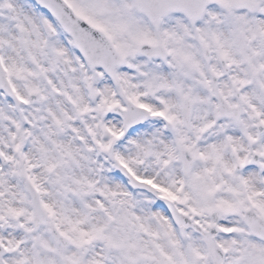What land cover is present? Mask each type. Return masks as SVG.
Listing matches in <instances>:
<instances>
[{
    "label": "snow or ice",
    "instance_id": "snow-or-ice-1",
    "mask_svg": "<svg viewBox=\"0 0 264 264\" xmlns=\"http://www.w3.org/2000/svg\"><path fill=\"white\" fill-rule=\"evenodd\" d=\"M0 264H264V0H0Z\"/></svg>",
    "mask_w": 264,
    "mask_h": 264
}]
</instances>
